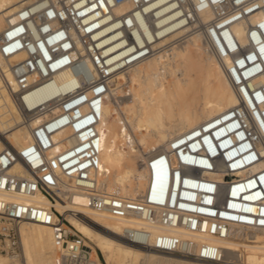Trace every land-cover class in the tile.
Instances as JSON below:
<instances>
[{
	"label": "built area",
	"instance_id": "1",
	"mask_svg": "<svg viewBox=\"0 0 264 264\" xmlns=\"http://www.w3.org/2000/svg\"><path fill=\"white\" fill-rule=\"evenodd\" d=\"M13 15L0 30V57L15 80L18 103L33 116L50 117L21 150L0 138V192L41 193L67 204V180L89 194L92 208L118 219L142 217L221 238L240 228L264 229V0H30ZM238 23L247 29L246 44L233 30ZM183 29L180 42L198 35L219 60L240 105L149 157L144 164L153 181L165 175L162 192L153 184L139 200L105 193L96 175L114 79L157 55V43ZM47 85L56 91L52 98L30 107L27 97ZM29 222L53 229L60 247L51 264H97L62 214L5 198L1 253L21 256L20 226ZM123 235L158 253L226 264L221 248L192 238L145 228Z\"/></svg>",
	"mask_w": 264,
	"mask_h": 264
},
{
	"label": "bare ground",
	"instance_id": "2",
	"mask_svg": "<svg viewBox=\"0 0 264 264\" xmlns=\"http://www.w3.org/2000/svg\"><path fill=\"white\" fill-rule=\"evenodd\" d=\"M29 2L0 0L3 9L0 30L9 21L14 22V12ZM233 30L243 44L248 42L244 23L234 25ZM185 33L183 29L170 34L157 43L156 47L160 48L157 55L115 77L100 125L104 143L101 170L96 179L105 193L139 200L153 184L162 192L167 185L165 175L160 174L153 181L144 164L149 157L170 149L178 137L192 133L240 105L219 60L207 50L201 38L190 35L184 40L185 45L179 44ZM15 91L13 75L0 57V138L21 150L33 142V131L49 119L50 113L31 115L18 103ZM55 92L51 86L41 87L27 97L28 105L33 107L45 102ZM63 190L69 194L67 204L41 193L22 196L0 192V198L55 209L93 250V261L97 264H211L158 253L130 242L123 235L125 229L142 228L155 235L177 234L219 247L225 262L242 246L245 263L264 264V229L240 228L227 238L192 234L179 228H165L142 217L118 219L97 211L91 207L89 194L70 181L65 180ZM59 194L64 198V193ZM71 212H77L78 216ZM20 231L22 255L12 257L0 253V264H51L56 260L60 245L50 226L23 223ZM248 235L253 239L249 243L237 241Z\"/></svg>",
	"mask_w": 264,
	"mask_h": 264
},
{
	"label": "rangeland",
	"instance_id": "3",
	"mask_svg": "<svg viewBox=\"0 0 264 264\" xmlns=\"http://www.w3.org/2000/svg\"><path fill=\"white\" fill-rule=\"evenodd\" d=\"M183 42H184V44H183ZM183 42H180L179 44L180 45H185L187 42L186 41H183ZM202 51V53L204 54V55H206L207 54V52L205 51V50H203V49H201ZM209 54V53H208ZM211 56V55H210ZM70 228V230L72 231V232H75V229H73V228H71V227H69ZM76 233V232H75ZM79 235V234H78ZM251 240H253L252 238H251V236L250 235H248V236H243V237H241L240 239H238L237 241L238 242H240V243H249ZM1 253V252H0ZM95 253V252H94ZM1 254H4V253H1ZM242 254V255H241ZM6 255V254H5ZM22 255V254H21ZM234 256H232V258H230V259H228V262H225L226 264H247V263H245L244 262V248L242 247V246H240V249H239V251H236V252H234V254H233ZM8 256H10V255H8ZM95 256H96V254H95ZM94 256V257H95ZM239 256H240V258H239ZM242 256V257H241ZM13 257V256H12ZM225 260V259H224Z\"/></svg>",
	"mask_w": 264,
	"mask_h": 264
}]
</instances>
